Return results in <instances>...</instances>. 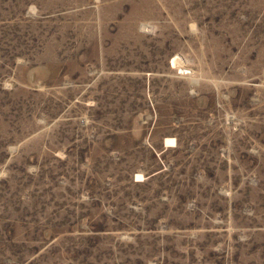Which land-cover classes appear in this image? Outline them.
<instances>
[{"label":"rangeland","instance_id":"374dc122","mask_svg":"<svg viewBox=\"0 0 264 264\" xmlns=\"http://www.w3.org/2000/svg\"><path fill=\"white\" fill-rule=\"evenodd\" d=\"M0 264H264V0H0Z\"/></svg>","mask_w":264,"mask_h":264}]
</instances>
